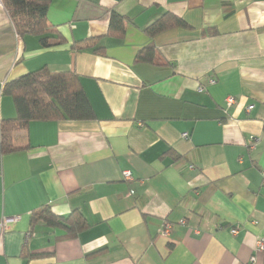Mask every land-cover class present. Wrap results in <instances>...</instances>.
I'll use <instances>...</instances> for the list:
<instances>
[{"label":"crops","instance_id":"crops-1","mask_svg":"<svg viewBox=\"0 0 264 264\" xmlns=\"http://www.w3.org/2000/svg\"><path fill=\"white\" fill-rule=\"evenodd\" d=\"M166 12L189 27L148 36ZM49 24L65 43L21 39L0 0V120L17 115L6 81L42 68L75 72L97 118L33 121L0 153V222L17 218L0 264H264V0H53ZM43 205L90 226L29 236Z\"/></svg>","mask_w":264,"mask_h":264},{"label":"trees","instance_id":"trees-1","mask_svg":"<svg viewBox=\"0 0 264 264\" xmlns=\"http://www.w3.org/2000/svg\"><path fill=\"white\" fill-rule=\"evenodd\" d=\"M53 0H2L7 9L15 30L21 39L29 35L39 38L41 46L48 48L65 43V38L52 29L49 24V9ZM128 18L113 11L111 14L109 34L123 37L126 33ZM173 27H189L180 16L166 12L145 28L148 36L154 37L160 32ZM210 33L216 34L213 29ZM96 51L104 52L99 48ZM156 49L154 44L141 48L137 59L142 62H154ZM2 93L11 97L17 115L0 120V153L10 154L26 147L14 144V133L27 130L33 121L59 120H94L95 110L81 83L79 76L72 71L51 72L45 68L29 72L18 78L6 81ZM44 221L54 228L66 231V237H76L89 228V223L79 210H73L69 215L55 214L50 205H43L31 212V228L33 234L35 225ZM25 256L32 261L34 255Z\"/></svg>","mask_w":264,"mask_h":264},{"label":"built area","instance_id":"built-area-1","mask_svg":"<svg viewBox=\"0 0 264 264\" xmlns=\"http://www.w3.org/2000/svg\"><path fill=\"white\" fill-rule=\"evenodd\" d=\"M215 82H216V79H214V78H210L208 80L209 84H214ZM198 90L200 92H204L206 90L205 85L199 86ZM226 101L228 102L229 105H232L235 102V99H234L233 96H228ZM251 108H253V107H250V109ZM183 136L184 137H188V133H184ZM263 174H264V171H263ZM124 176H125L126 179L131 178V173L129 171H125L124 172ZM16 219H17L16 217L15 218H5L3 221L0 222V225H1V227H6L7 225L13 223ZM172 229H173V225L171 223H167L165 228L163 229V233L162 234L167 236V235H169L171 233ZM232 232L234 234H237L238 230L233 229ZM263 247H264V240H259L258 250H261ZM251 261L254 262L255 261V257H253Z\"/></svg>","mask_w":264,"mask_h":264}]
</instances>
